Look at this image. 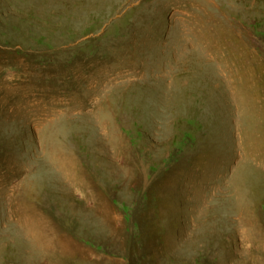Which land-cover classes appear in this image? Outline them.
Here are the masks:
<instances>
[{"label": "rangeland", "instance_id": "1", "mask_svg": "<svg viewBox=\"0 0 264 264\" xmlns=\"http://www.w3.org/2000/svg\"><path fill=\"white\" fill-rule=\"evenodd\" d=\"M0 264H264V0H0Z\"/></svg>", "mask_w": 264, "mask_h": 264}]
</instances>
